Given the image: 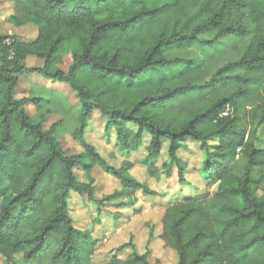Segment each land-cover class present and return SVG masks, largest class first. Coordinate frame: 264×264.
Returning <instances> with one entry per match:
<instances>
[{"label": "trees", "instance_id": "obj_1", "mask_svg": "<svg viewBox=\"0 0 264 264\" xmlns=\"http://www.w3.org/2000/svg\"><path fill=\"white\" fill-rule=\"evenodd\" d=\"M7 1L11 24H35L38 31L27 41L0 33L3 264H90L95 241L73 225L71 192L119 206L134 205L137 190L158 195L130 174L131 161L111 165L85 140L95 112L126 154L148 136L142 164L149 177L158 179L162 170L168 176L174 167L178 182L190 185L181 149L193 142L205 151L196 182L216 188L196 187L161 217L159 239L176 264H264V184L252 175L264 167V148L256 146L264 124V0ZM68 53L64 70L59 65ZM28 56L41 63L28 66ZM24 74L65 83L75 93L74 137L83 152L67 155L54 136L58 122L45 129L32 120L25 105L40 98L16 97ZM239 158L245 160L240 175ZM96 165L120 185L103 199L94 196ZM105 264L152 263L147 253L134 252Z\"/></svg>", "mask_w": 264, "mask_h": 264}, {"label": "rangeland", "instance_id": "obj_2", "mask_svg": "<svg viewBox=\"0 0 264 264\" xmlns=\"http://www.w3.org/2000/svg\"><path fill=\"white\" fill-rule=\"evenodd\" d=\"M13 14V4L7 0H0V33H7L9 16ZM14 32L20 40L34 39L37 35L38 26L35 24H24L15 26ZM41 62L36 58H29L28 66L37 65ZM71 63L70 54L64 56L63 62L59 65L64 70ZM16 97H35L36 104L25 105L27 112L33 121L41 120L45 129L53 123L58 122L54 136L62 144L67 155L83 152L79 140L74 137L78 124V112L80 109L75 93L65 83L52 82L38 74H24L19 78ZM84 138L93 144L106 161L119 167L125 160L133 163L130 174L140 182H144L149 188L155 190L158 195L151 196L144 194L141 190L135 191L132 196L135 199L134 205H116L115 200L105 199L102 205L88 200L85 194L79 195L71 192L68 199V210L73 225L89 232L90 237L95 241L90 264H105L112 257L126 258L132 253H147L152 264H176V255L172 250L163 247L159 239L161 233V217L164 208L170 203L179 200L189 191L198 187L199 191L212 192L215 186H201L198 181L197 168L205 156V151L198 148V143L187 142L181 149L180 158L188 164L185 178L192 183H179L176 176V169L173 167L170 175H164L162 164L167 161L166 149L161 151L156 166L161 169L158 179L149 177L142 160L146 155L145 146L148 143V136H145L142 146L130 154H126L117 148L115 132L110 129L105 132L104 117L95 112L87 124ZM213 144V143H212ZM256 146L264 148V124L257 130ZM245 160L239 158L235 163V171L242 174ZM78 179L87 182L84 172L76 169ZM91 175L94 184V196L96 199H103L120 189L119 182L111 175L96 165ZM253 177L259 178L264 184V167L255 168ZM188 182V181H187ZM188 191V192H187ZM120 202H126L124 198ZM1 202V200H0ZM118 214V217H115ZM131 242L133 248L128 244ZM124 245L123 248L120 246ZM4 259L0 256V264Z\"/></svg>", "mask_w": 264, "mask_h": 264}, {"label": "crops", "instance_id": "obj_3", "mask_svg": "<svg viewBox=\"0 0 264 264\" xmlns=\"http://www.w3.org/2000/svg\"><path fill=\"white\" fill-rule=\"evenodd\" d=\"M17 28H14L13 26H11L10 25V23H8V26H7V33H4V34H15V30H16ZM29 58H35L34 56H28L27 58H26V60H25V62H26V64L28 63V60H29ZM28 65V64H27Z\"/></svg>", "mask_w": 264, "mask_h": 264}, {"label": "built area", "instance_id": "obj_4", "mask_svg": "<svg viewBox=\"0 0 264 264\" xmlns=\"http://www.w3.org/2000/svg\"><path fill=\"white\" fill-rule=\"evenodd\" d=\"M7 43H8V41H7ZM228 112H230V108L229 107H227L226 109H225V111L222 113V114H227Z\"/></svg>", "mask_w": 264, "mask_h": 264}]
</instances>
